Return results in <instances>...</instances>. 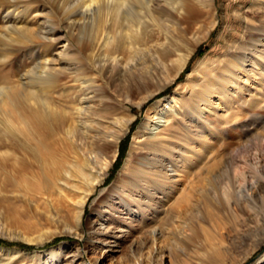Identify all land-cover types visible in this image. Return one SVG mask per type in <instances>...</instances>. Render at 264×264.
Listing matches in <instances>:
<instances>
[{
    "label": "bare ground",
    "instance_id": "obj_1",
    "mask_svg": "<svg viewBox=\"0 0 264 264\" xmlns=\"http://www.w3.org/2000/svg\"><path fill=\"white\" fill-rule=\"evenodd\" d=\"M216 1L73 0L62 16L69 39L50 43L49 48L59 50L42 58L27 45L37 50L35 43H44L56 28L34 29L18 18L13 20L18 26L7 25V37L21 42L22 51L35 58L24 71H15L14 79L0 72V216H6L3 228L8 234L37 246L63 234L83 237L86 206L135 120L128 107L123 118L111 116L108 102L141 107L173 83L175 92L146 110L108 198L92 209L96 217L88 226L85 249L99 246L100 255L81 264L113 261L122 242L140 252L124 264H173L176 256L168 241L182 246L197 234L188 216L199 214L219 226L218 208L207 195L221 194L208 176L201 177L203 162L213 146L215 124L236 115L235 103L264 108L255 94L264 90V22L251 18L262 11L264 0H251L245 9V32L258 35L255 41L244 40L243 34L224 54L201 59L178 81L198 44L220 22ZM228 18L223 20L229 22ZM70 60L73 69L62 65ZM152 61L163 73L155 89H119L108 97L109 79L133 74ZM102 124L104 130L92 132ZM254 179L264 180V162L243 177L238 189L241 181L236 182L237 175L229 170L223 195L249 191ZM241 205L236 204L237 210L247 215ZM196 224L210 244L213 237ZM60 249L27 254L37 264L75 261V252L63 257ZM187 253L183 264L202 262ZM221 255L219 249H211L208 258L218 261Z\"/></svg>",
    "mask_w": 264,
    "mask_h": 264
},
{
    "label": "rangeland",
    "instance_id": "obj_2",
    "mask_svg": "<svg viewBox=\"0 0 264 264\" xmlns=\"http://www.w3.org/2000/svg\"><path fill=\"white\" fill-rule=\"evenodd\" d=\"M72 2L73 0H0V72H9L12 79H14L13 74L15 71H24L31 66L32 60L35 59L31 60V52L22 51L23 45H21V42L7 37L9 29L7 25L18 26V24L15 25L14 18H18L21 22L28 21V27L34 29H38L43 25L46 31L53 28L57 29L56 34L53 36L51 34L47 35L50 40L48 39L44 43L40 41L35 43V45H38L37 50L32 48L31 43L27 45L28 49L35 51L36 58L48 57L51 52L53 54L59 50L58 47L51 49L49 45L51 46L53 43L60 45L59 39L66 40L70 37L62 16L67 12ZM250 2L251 0L216 1L218 13L221 16V23L219 22L211 34L198 44L187 68L177 79L178 81L183 80L185 74L201 59L205 58L209 61L220 54H224L232 44L242 40L243 34H246L244 35V40L255 41L257 39L258 35L245 32V9L250 5ZM8 10H11L10 13H8ZM262 14H264V8H262V11L255 12L251 18L257 23L261 20L260 23H262L264 22V17H261ZM227 16L231 17L228 18L231 19L229 22L223 20ZM46 21H51L53 24L51 22L44 24ZM248 44L246 42V45ZM260 44L264 45V39L260 41ZM41 52L43 54L39 56ZM64 63L62 65L73 69L74 64H72L71 60ZM262 68L261 74L264 76V66ZM162 78V68L152 61L145 66H138L133 74L128 73L122 77L114 76L109 79L107 94L108 97H114V93L119 89L121 91L122 89L124 91L131 89L135 92H140L145 88L153 90L162 83ZM176 86V83L169 85L166 89L155 94L141 107L131 104L120 106L115 105L116 103L108 102L111 107L109 111L111 116L123 118L126 113L124 109L128 107L126 109L131 111L135 116V120L119 143L118 155L109 168L107 177L98 186L86 206L83 219L85 229L83 237L75 238L71 235L63 234L56 236L42 246H37L32 242L17 239L13 235L8 234L3 228L5 223L3 219L6 216H0V250H3L0 251V264H37L29 255L30 253H40L41 251L55 250L60 247L63 257L66 254H77L75 261L71 264L87 263L100 255L99 246L85 249V242L89 238L88 226L96 217L92 214V209L99 204L100 200L108 198V188L116 181L126 161L133 135L144 121L146 110L156 101L171 96L175 92ZM255 94H258L264 103V90ZM142 95L143 92L138 97ZM249 95L245 94L246 98H250ZM234 106L237 112L235 116L219 120L215 124L217 130L214 132L215 135L210 138L213 146L210 145L206 151L203 162L204 170L201 174V177L208 176L210 183L220 191L221 196L215 193L207 195L218 208L216 210V218H218L219 226L213 220L205 219L199 214L188 216L187 221L190 225L194 223L192 228L196 229L197 234L192 240L185 241L182 246L177 241H168L170 249L176 256V259L172 260L173 264H183L184 255L187 252L195 262L202 261L200 264H264V180L254 179L251 183L253 187L249 191L246 192L245 190L242 193L239 191L235 197L229 193L228 198L224 196L225 193L223 195L229 170L232 171L233 176L237 175L236 182L241 181L240 184H237L240 185L237 186L238 189L244 185L245 180H243V177L251 170H259L264 162V108H249L240 103H235ZM104 125L106 124L96 126V130H92V132L96 133L98 130H104ZM107 127L109 130V125ZM108 130L106 129V131ZM247 197L248 199H246ZM234 200L235 202H233ZM236 204H242L241 206L245 209L243 213L247 211V215H251L248 223L242 222V219L247 215L242 216L241 211L237 210ZM197 222L213 237L210 244L205 240L204 233L200 232V226L196 224ZM234 223L236 226H233ZM248 224L249 227L247 228L246 225ZM171 232H174V230ZM186 233L191 235L192 232L190 229H186ZM172 235L174 236V234ZM181 248L184 249L183 252L180 251ZM211 249L220 250L222 254L220 260L215 261L213 258L212 260L208 258L211 254ZM139 253V250L132 249L128 242H122L121 251L114 254L113 261L108 258L103 261L102 258L99 260L102 261L100 264H124L127 258L134 260L135 257L139 256ZM47 257H44V260ZM65 260L68 261L67 258H63L56 264H62ZM208 260L212 263L208 262Z\"/></svg>",
    "mask_w": 264,
    "mask_h": 264
},
{
    "label": "trees",
    "instance_id": "obj_3",
    "mask_svg": "<svg viewBox=\"0 0 264 264\" xmlns=\"http://www.w3.org/2000/svg\"><path fill=\"white\" fill-rule=\"evenodd\" d=\"M26 247V246H25Z\"/></svg>",
    "mask_w": 264,
    "mask_h": 264
}]
</instances>
